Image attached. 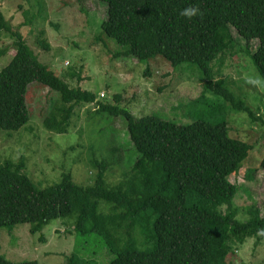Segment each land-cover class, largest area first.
<instances>
[{
    "label": "trees",
    "instance_id": "16d2710c",
    "mask_svg": "<svg viewBox=\"0 0 264 264\" xmlns=\"http://www.w3.org/2000/svg\"><path fill=\"white\" fill-rule=\"evenodd\" d=\"M102 1L107 5V19L101 24V36L125 48L119 56L138 62L161 56L173 67L195 65L209 90L258 121L226 88L211 82L210 64L237 46L236 32L264 77V0ZM190 5L198 6L203 15L191 20L181 17L180 11ZM0 31L13 38V55L0 71L1 130L19 131L30 121L26 95L32 84H38L59 96L58 106L43 121L45 130L66 134L74 108L95 105V115L126 122L134 150L124 179L111 187L106 173L113 163L107 159L91 158L97 170L91 185L76 183L66 172L58 182L44 187L33 184L24 173L23 159L4 161L0 165V228L28 224L29 233L35 235L52 221L73 216L79 239L97 237L114 256L105 264H221L231 240L242 243L264 235L259 208L250 207V218L241 222L232 207L238 185L230 176L242 168L253 146L230 137L224 123L180 125L155 116L137 119L120 106V96L102 104L92 92L70 88L38 61L1 11ZM260 165L264 169V157ZM103 203L108 214L101 211ZM136 230L147 249L136 247ZM67 261L101 264L84 261L78 253ZM0 264L38 263H13L0 254Z\"/></svg>",
    "mask_w": 264,
    "mask_h": 264
},
{
    "label": "rangeland",
    "instance_id": "374dc122",
    "mask_svg": "<svg viewBox=\"0 0 264 264\" xmlns=\"http://www.w3.org/2000/svg\"><path fill=\"white\" fill-rule=\"evenodd\" d=\"M0 11L41 64L70 88L95 94L99 103H113L120 96V106L137 119L155 116L180 125L224 123L230 137L253 146L242 168L230 176L238 185L232 207L241 222L248 221L247 211L253 206L264 216V169L260 165L264 157V91L245 84V76L259 72L246 52V42L236 32L237 46L210 64L211 82L246 105L257 122L209 90L195 65L173 67L161 56L143 62L119 56L125 48L101 36V24L107 19V5L102 0H0ZM12 43L10 34L0 31V51H6L0 55V71L13 55ZM58 104V94L49 88L29 87L26 106L30 121L19 131L0 129V165L23 159L24 173L38 187L58 182L66 172L76 183L88 186L97 174L91 158L107 159L113 164L106 182L110 187L117 185L134 155L126 122L95 115V105H79L73 110L68 132L56 134L45 130L43 121ZM101 211L108 214L105 203ZM73 226L71 216L52 221L35 235L29 233L28 224L0 228V254L13 263L38 264H67L72 253L101 264L114 258L97 237L79 239ZM134 236L138 249L149 247L143 244L141 232L136 230ZM221 264H264V235L242 243L231 240Z\"/></svg>",
    "mask_w": 264,
    "mask_h": 264
},
{
    "label": "clouds",
    "instance_id": "9594fccd",
    "mask_svg": "<svg viewBox=\"0 0 264 264\" xmlns=\"http://www.w3.org/2000/svg\"><path fill=\"white\" fill-rule=\"evenodd\" d=\"M181 17H184L188 20L193 19L194 17L202 16L200 8L195 5H190L182 9L179 13ZM245 84L252 86L253 88L260 89L264 91V77H261L259 74L247 75L244 78ZM264 231V230H261Z\"/></svg>",
    "mask_w": 264,
    "mask_h": 264
}]
</instances>
